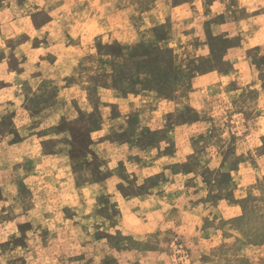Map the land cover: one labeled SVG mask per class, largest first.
I'll return each mask as SVG.
<instances>
[{
	"label": "crops",
	"instance_id": "0c3cea01",
	"mask_svg": "<svg viewBox=\"0 0 264 264\" xmlns=\"http://www.w3.org/2000/svg\"><path fill=\"white\" fill-rule=\"evenodd\" d=\"M263 55L264 0H0V235L18 232V182L58 185L74 219L104 197L128 232L172 225L185 184L153 178L197 154L211 94L258 88Z\"/></svg>",
	"mask_w": 264,
	"mask_h": 264
},
{
	"label": "rangeland",
	"instance_id": "374dc122",
	"mask_svg": "<svg viewBox=\"0 0 264 264\" xmlns=\"http://www.w3.org/2000/svg\"><path fill=\"white\" fill-rule=\"evenodd\" d=\"M258 79L253 90L211 94L201 109L205 118L194 131L197 154L153 178L175 171L185 184L175 202L179 208L166 209L172 225L159 233L128 232L119 224L115 205L104 197L98 204L88 202L81 218L74 219L70 209L77 204L63 209L58 185H37L30 191L18 182L15 192L21 197L10 209L19 214L18 232L13 225L14 235H0V264H264V69ZM170 91L158 90L164 95ZM189 114H181L177 122L198 113ZM74 157L84 166L86 181L88 165L95 166L98 177L102 159L86 164L84 155ZM237 170L245 177L236 184L240 188L234 186ZM123 189L130 193L132 186ZM85 191L92 193L88 187ZM191 205L200 207L183 214Z\"/></svg>",
	"mask_w": 264,
	"mask_h": 264
}]
</instances>
